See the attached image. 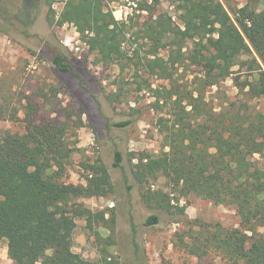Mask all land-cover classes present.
Returning <instances> with one entry per match:
<instances>
[{"label": "trees", "instance_id": "trees-1", "mask_svg": "<svg viewBox=\"0 0 264 264\" xmlns=\"http://www.w3.org/2000/svg\"><path fill=\"white\" fill-rule=\"evenodd\" d=\"M39 2L23 0L13 16L28 26ZM44 2L47 25L75 27L96 63L119 66L127 60L136 66L123 48L133 36L148 46L145 67L160 79H171L170 68L176 64L199 68L190 81L193 89L165 91L166 99L176 97V111L163 134L168 150L143 155L133 165L132 176L139 185L162 177L182 196L192 194L235 209L237 227L200 224L191 231L189 252L193 257L202 260L213 254L219 257L218 264H264V172L253 160L255 154L264 152V114L250 113L245 103L213 112L204 97L206 88L229 77L234 67L247 64L257 67L255 83L246 91L240 86V93L250 98L264 96V70L256 59L264 68V0H244L240 7L224 0L227 9L217 0H180L179 24L167 14L156 15L159 0H151L137 9L147 14L139 26L132 18L111 21L105 0H65L58 15L53 0ZM6 17L0 8L3 34ZM161 50L167 53L165 58L158 56ZM37 56L49 63L60 87L83 107L76 94L89 93V82L81 73L80 59L48 45ZM49 88L55 97L58 89ZM39 94L48 99L43 89ZM157 97L156 104L161 95ZM0 122L19 123L23 128L22 133L0 132V242H6L7 255L18 264H117L107 256L92 262L74 253V224L60 218L71 214L83 218L89 229L97 223L112 231L109 223L113 224V217L106 219L104 212L92 213L75 202L80 197H106L111 192L108 167L97 158L84 167L88 172L85 185L66 183L67 165L75 150L66 139V125L39 120L29 98L22 97L1 75ZM129 123L113 126L122 128ZM112 160L109 168H119L121 151L114 150ZM141 199L148 206L153 201L168 214L184 215L177 199L172 205L159 192L145 193ZM158 223L154 214L144 220L150 227Z\"/></svg>", "mask_w": 264, "mask_h": 264}, {"label": "rangeland", "instance_id": "rangeland-1", "mask_svg": "<svg viewBox=\"0 0 264 264\" xmlns=\"http://www.w3.org/2000/svg\"><path fill=\"white\" fill-rule=\"evenodd\" d=\"M22 1L0 0V8L8 14V25L4 28L6 33L0 32L1 77L13 84L22 97L29 98L39 120L66 125V139L75 149L67 165L66 183L85 185L88 172L84 167L96 162L97 158L108 167L111 175L112 190L106 197H80L75 202L92 213L104 212L106 219L113 217V224L109 223L112 231L97 223H93L89 229L83 218H76L71 214L60 216L74 224L72 251L92 262L107 256L117 264L220 263L219 257L213 254L202 260L193 257L189 252L190 233L200 224L209 227H237L239 219L233 207L215 205L192 194L182 196L177 190L170 188L162 177L139 185L132 176V170H135L133 165L138 164L143 155H159L168 150L163 134L171 122L172 113L176 111L173 104L176 97L166 99L165 91L173 93L174 88L188 91L193 89L194 85L190 81L199 73V68L176 64L170 68L171 79H160L145 67L148 46L135 40L133 36L123 48L127 57L137 63L136 66L129 64L127 60L119 66L96 63L95 55L81 41L75 27L70 24L62 27L47 25V6L44 0H40L39 10L30 16L31 20L35 15L34 19L25 27L13 16ZM53 1L52 7L58 15L65 0ZM217 1L227 9L224 0ZM228 1L237 7L244 2ZM145 2L149 4L151 0H105L106 6L111 10V21L132 18L133 24L138 26L147 16L146 12L137 11L139 5ZM179 2L180 0H159L154 12L156 15L167 14L179 24ZM1 23L0 18V25ZM45 45L56 48L70 58L80 59L81 73L89 82V93L77 90L79 94H76L83 107L67 90L60 87L49 63L37 56ZM166 55L164 50L158 53L159 57L165 58ZM256 59L259 67L264 70L261 62L257 57ZM256 69V66L250 64L238 65L233 68L229 77L206 88L204 97L208 108L219 112L229 108L230 104L238 108L240 103H245L250 113L264 114V96L250 98L239 91L240 86H245L246 91L249 86L254 85ZM49 87L58 89L55 97H52ZM40 89L44 90L48 99L39 94ZM72 90L75 92V88ZM159 95L161 97L156 104ZM19 116L23 118V113ZM124 121L130 123L122 128L113 126ZM4 130L11 133L23 132L22 124L0 122V132ZM114 150L122 153L119 168H109L113 163ZM253 160L264 172V152L255 154ZM156 192L170 200L172 205H175L177 199L178 206L184 208V215L168 214L156 208L153 201H149V207L141 199L145 193ZM150 214L159 218V223L154 227L144 224ZM0 264H18L7 255L5 241L0 242Z\"/></svg>", "mask_w": 264, "mask_h": 264}]
</instances>
